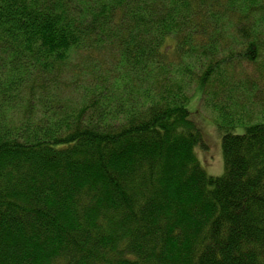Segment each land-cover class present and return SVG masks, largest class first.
I'll list each match as a JSON object with an SVG mask.
<instances>
[{
	"label": "trees",
	"instance_id": "1",
	"mask_svg": "<svg viewBox=\"0 0 264 264\" xmlns=\"http://www.w3.org/2000/svg\"><path fill=\"white\" fill-rule=\"evenodd\" d=\"M263 48L264 0H0V264H264V121L209 176L185 93Z\"/></svg>",
	"mask_w": 264,
	"mask_h": 264
},
{
	"label": "rangeland",
	"instance_id": "2",
	"mask_svg": "<svg viewBox=\"0 0 264 264\" xmlns=\"http://www.w3.org/2000/svg\"><path fill=\"white\" fill-rule=\"evenodd\" d=\"M225 38L231 41L234 38V34L227 29ZM230 61V64L227 63L228 67H225L227 69H224V73L229 76V82L233 81L232 77L235 76L239 78L238 81H242L243 85L241 86L238 83L239 89L232 96H229L228 99L216 95L220 86L223 85L222 83H218L219 87L215 86V90L211 91L209 96L204 94L203 97L199 91L200 87L193 82V79L190 80L188 78L189 80L185 84V93L191 98L188 110L193 116V121L203 131L202 134L207 144V151L197 149V156L208 175L216 178L224 175L221 137L217 123L221 125H238L241 122L260 123L264 121V108L261 107L259 102L263 96H259L260 92L258 90L255 98L254 91H252L253 89H260L264 84L259 83L257 86L255 84L253 86V82L250 81H258L264 75V62L250 64L242 60L240 56L235 58L234 55ZM244 78L250 80H245ZM84 83L82 82V85ZM238 99L244 100V104L240 102V106L236 104ZM220 107L223 108L221 109ZM243 130L239 129L238 133H242Z\"/></svg>",
	"mask_w": 264,
	"mask_h": 264
}]
</instances>
